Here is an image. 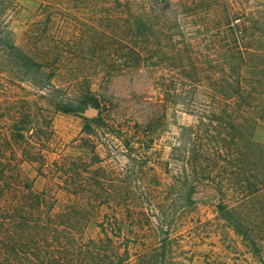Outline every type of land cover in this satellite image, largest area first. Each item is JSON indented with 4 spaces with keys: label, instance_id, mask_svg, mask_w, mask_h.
<instances>
[{
    "label": "trees",
    "instance_id": "16d2710c",
    "mask_svg": "<svg viewBox=\"0 0 264 264\" xmlns=\"http://www.w3.org/2000/svg\"><path fill=\"white\" fill-rule=\"evenodd\" d=\"M163 2L182 7L197 0ZM8 5L9 0H0V26ZM227 14L233 54L221 73H206L203 65L194 62L181 66L180 73L160 57L154 59L155 54L146 59L149 23L140 15L136 16L139 46L121 67L149 63L162 70L161 108L168 113L181 106L195 118L182 128L173 153L184 152V171L189 168L196 182L216 187L223 202L217 205L221 217L235 234L249 238L239 216L264 214V205L248 204L264 190V145L253 138L264 121V0L242 17L234 5ZM104 36L109 38L110 33ZM1 40L0 63L24 93L16 95L19 90L12 86L6 89L9 109L0 119V264H142L146 257L149 264H173L177 215L173 210L167 213L172 225L162 221L161 192L149 187L154 214L147 221L153 218L152 232L158 240L138 251L125 230L126 219L115 202L118 188L113 171L102 165L106 150L98 137L109 126L104 121L108 109L103 108L101 85L88 79L77 86L76 79L67 80L61 68L63 54L50 45L3 48ZM49 108L84 119L83 132L97 137L86 144L89 158L84 152L61 148ZM24 163L45 176L43 190L33 187ZM92 224L98 229L94 237L87 235ZM252 243L253 250L261 253L260 242Z\"/></svg>",
    "mask_w": 264,
    "mask_h": 264
},
{
    "label": "rangeland",
    "instance_id": "374dc122",
    "mask_svg": "<svg viewBox=\"0 0 264 264\" xmlns=\"http://www.w3.org/2000/svg\"><path fill=\"white\" fill-rule=\"evenodd\" d=\"M159 1L9 0L0 26L1 47L37 43L42 49L50 45L63 54L61 68L67 80L76 79L77 86L88 79L101 85L103 108L108 109L104 121L109 126L103 127L98 137L106 150L101 154L102 165L113 171L118 188L115 202L138 251L149 249L151 242L158 240L152 232L153 218L147 221L154 214L149 202V187H153L163 198L162 212H158L162 221L172 225L167 213L173 210L177 215L174 233L178 247L173 264H264V214L239 216L251 237L235 234L218 211L222 199L216 187L196 182L189 168L184 171V152L173 153L182 128L193 124L195 118L181 106L168 113L161 108L160 98L165 96L160 84L162 70L149 63L121 67L139 46L136 16L140 15L149 23L146 59L155 54L154 59L160 57L167 61V67L180 73L184 72L181 66L193 62L203 65L206 73H221L233 54L227 33L229 6L234 5L242 17L254 10L258 0H197L182 7ZM106 32L110 37L102 38ZM9 86L19 90L16 95L24 93L0 63V96L4 97L0 99V119L9 109L5 99ZM53 127L61 148L90 157L86 144L97 137L83 132L82 117L55 111ZM110 130L114 135L108 133ZM253 138L264 145V121ZM23 169L36 190L45 188L47 179L35 166L24 163ZM248 204L264 205V190ZM97 232L92 224L87 235L94 237ZM252 241L260 242L261 253L253 250ZM143 262L149 264V257Z\"/></svg>",
    "mask_w": 264,
    "mask_h": 264
}]
</instances>
